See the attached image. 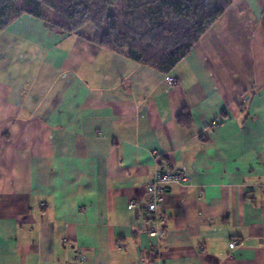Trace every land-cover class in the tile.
<instances>
[{"label": "crops", "instance_id": "obj_1", "mask_svg": "<svg viewBox=\"0 0 264 264\" xmlns=\"http://www.w3.org/2000/svg\"><path fill=\"white\" fill-rule=\"evenodd\" d=\"M168 168L159 243L142 202ZM0 264H264V0L170 74L31 15L3 30Z\"/></svg>", "mask_w": 264, "mask_h": 264}, {"label": "trees", "instance_id": "obj_2", "mask_svg": "<svg viewBox=\"0 0 264 264\" xmlns=\"http://www.w3.org/2000/svg\"><path fill=\"white\" fill-rule=\"evenodd\" d=\"M234 1L0 0V33L23 15H31L51 29L170 74ZM89 25L92 29L86 32Z\"/></svg>", "mask_w": 264, "mask_h": 264}, {"label": "built area", "instance_id": "obj_3", "mask_svg": "<svg viewBox=\"0 0 264 264\" xmlns=\"http://www.w3.org/2000/svg\"><path fill=\"white\" fill-rule=\"evenodd\" d=\"M167 80L170 84H172L176 81V78L173 76H169ZM212 124L218 125V121L215 120ZM155 157L157 159H160L161 155L156 151ZM187 180L188 176L184 169H161L155 174L153 179L148 183L146 187L145 200L142 202V209L145 217L153 222V225L149 228L148 233L159 243H163L167 235V232L165 230L167 216L164 211V201L167 194V185L170 183H183ZM137 206V201H130V208H136ZM238 243L239 241L237 239L232 240V242L230 243L231 248L236 247ZM78 260L84 261L85 256L80 254Z\"/></svg>", "mask_w": 264, "mask_h": 264}, {"label": "rangeland", "instance_id": "obj_4", "mask_svg": "<svg viewBox=\"0 0 264 264\" xmlns=\"http://www.w3.org/2000/svg\"><path fill=\"white\" fill-rule=\"evenodd\" d=\"M22 1L23 0H18V2L19 3H22ZM48 12H51L52 13V11L50 10V9H46ZM92 29V26L91 25H89V26H87L86 28H85V31L86 32H90V30Z\"/></svg>", "mask_w": 264, "mask_h": 264}]
</instances>
